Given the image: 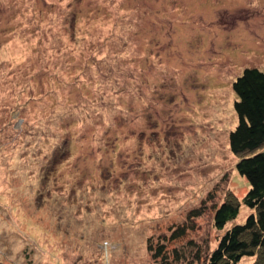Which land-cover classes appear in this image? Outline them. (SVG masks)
Wrapping results in <instances>:
<instances>
[{
    "label": "rangeland",
    "instance_id": "374dc122",
    "mask_svg": "<svg viewBox=\"0 0 264 264\" xmlns=\"http://www.w3.org/2000/svg\"><path fill=\"white\" fill-rule=\"evenodd\" d=\"M247 67L264 69V0H0V260L211 252L252 212L228 138Z\"/></svg>",
    "mask_w": 264,
    "mask_h": 264
},
{
    "label": "trees",
    "instance_id": "16d2710c",
    "mask_svg": "<svg viewBox=\"0 0 264 264\" xmlns=\"http://www.w3.org/2000/svg\"><path fill=\"white\" fill-rule=\"evenodd\" d=\"M236 95L234 111L237 122L229 132V147L237 157L235 168L249 185L243 203L252 210L246 220L234 224L218 239L216 247L203 255L202 246L189 241L191 249L173 247L169 252L163 244H148L152 259L159 264H237L245 256H255L251 264H264V69L245 68L232 83ZM203 208L189 211V217L201 214ZM239 204L232 200L221 203L214 212V225L222 229L234 219ZM185 226L171 234V240L184 235ZM163 249V250H162ZM0 264H4L0 260Z\"/></svg>",
    "mask_w": 264,
    "mask_h": 264
}]
</instances>
